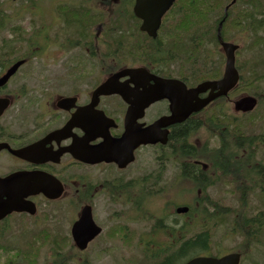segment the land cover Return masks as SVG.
<instances>
[{"label":"flooded vegetation","instance_id":"af4514ba","mask_svg":"<svg viewBox=\"0 0 264 264\" xmlns=\"http://www.w3.org/2000/svg\"><path fill=\"white\" fill-rule=\"evenodd\" d=\"M17 1L0 0V51L10 52L0 77L23 60L0 84L8 101L0 104V205L12 199L22 210L0 208V239L19 233L26 247L0 246V264L31 250L33 264L171 253L188 237L196 203L184 193L236 187L235 152L223 157L233 168L221 177L220 149L232 143L220 124L234 130L236 100L264 95V0H149L137 11L138 0H51L38 6L37 22L28 21V0L14 11ZM205 5H213L208 21L190 22ZM136 12L148 13L145 22ZM224 43L235 47L237 83L194 92L223 78ZM114 76L117 93L94 94ZM85 207L92 221L77 225ZM97 228L83 246L74 240Z\"/></svg>","mask_w":264,"mask_h":264},{"label":"trees","instance_id":"16d2710c","mask_svg":"<svg viewBox=\"0 0 264 264\" xmlns=\"http://www.w3.org/2000/svg\"><path fill=\"white\" fill-rule=\"evenodd\" d=\"M210 2L211 0L207 1ZM206 8L210 9L206 12ZM204 12L200 15L197 13L189 14L190 22L197 20L198 16L201 17V21L206 23L210 14L212 13L213 5H205ZM12 52L11 54H13ZM10 52L0 51V67L6 65L9 60ZM264 75V73L262 74ZM257 74L252 75V79L256 78ZM245 81L247 79L244 78ZM264 94V92H263ZM260 98V96H259ZM260 100V99H259ZM260 105L256 110L251 113L244 114L243 117L236 119V126L234 130L229 132L228 122L221 120L220 128L221 138L227 141H231V147L227 146L221 147V177H228L230 170L229 165L233 168V163L229 164L227 161L223 160L224 156H229V152H235L236 164L234 166L236 173V187L230 191H225L230 195H237L238 206L235 208H230L229 205L226 206L223 201L219 198L206 197L205 190L196 192L195 201L199 205L198 208L191 207L189 212V235L186 239H183V244L178 248L173 249L171 253L153 254V255H140L133 256L129 259H124L127 263L134 264H181L190 257L211 252L213 249V232L217 226L227 222L228 217H230V233L240 235L244 243L241 244V248L244 254L249 252V248L254 242H261V239L256 238L255 231L264 230V216L258 211L256 216H247L244 214V209L249 205V200L251 194L258 193V200L264 206V190L261 189L262 184H264V165L257 159L256 152L260 148V144H264V95H261ZM249 117L250 119H248ZM263 124L260 133L258 135L252 134L249 127L251 125L257 126ZM229 134H231V139H229ZM203 149V148H202ZM205 150H209L204 148ZM217 151V148L210 149ZM201 203L206 207L208 204L209 211L203 210L200 207ZM199 210V211H198ZM26 241H32L31 247L37 245V239L29 238ZM177 242H181V238L177 239ZM21 247H26L25 240L21 241ZM14 249V247H13ZM222 249H217L221 251ZM16 252V251H15ZM22 255V254H21ZM36 253L31 250L30 252H23L22 257L15 258L12 264H33L36 259ZM11 264V263H9Z\"/></svg>","mask_w":264,"mask_h":264},{"label":"rangeland","instance_id":"374dc122","mask_svg":"<svg viewBox=\"0 0 264 264\" xmlns=\"http://www.w3.org/2000/svg\"><path fill=\"white\" fill-rule=\"evenodd\" d=\"M43 1L46 0H29L28 4L30 6H39L42 4ZM23 2V0H22ZM50 15H48L49 17ZM31 17L30 14H28V18ZM50 68H53L52 66ZM39 70V68H37ZM250 119L249 117H247ZM259 125L254 126L251 125L249 127L250 132L252 134L258 135L260 133V129L263 128V124L257 123ZM258 160H261L260 162L256 163H262L264 165V144H260V148L257 149L256 155ZM192 190V191H191ZM197 190L188 189L186 191L184 198H191L193 195H196ZM226 190L222 189H217L214 191H207L205 190L206 197H211L214 198H219L221 201L224 202V204L229 205L230 208H235L238 206V200H237V195H230ZM258 193L251 194L250 200H249V205L244 209V214L247 216H254L256 212L262 214L264 216V206L259 202L258 200ZM211 199V200H212ZM215 200V199H214ZM218 228L216 232L213 234V253L217 252V249H226V251H230L235 249L236 247H239L241 245L240 237L237 234H231L230 229V217H228L227 222L222 224L220 227L217 226ZM255 236L257 235L256 238L261 239L263 243L262 244H255L251 247V250L247 253V256L243 257L242 264H264V230L263 231H255ZM261 237V238H260ZM7 240H12V243L5 244L6 240L0 239V245L1 246H15L17 245V242L21 240V234H14V236L11 239ZM261 241V242H262ZM133 257L131 254H125V255H120V254H115V255H101L99 256V259L97 262L95 261L94 264H134L133 263H127L124 259H129Z\"/></svg>","mask_w":264,"mask_h":264},{"label":"water","instance_id":"95a60500","mask_svg":"<svg viewBox=\"0 0 264 264\" xmlns=\"http://www.w3.org/2000/svg\"><path fill=\"white\" fill-rule=\"evenodd\" d=\"M149 0H138L137 4H136V11L138 10V3L140 2H148ZM137 15H139L145 22V18L148 17V13L144 14V12H136ZM150 33H154L149 31ZM225 50H226V54H227V63H226V71L224 74V78L221 81L218 82H213V83H205L202 85H199L194 92L197 91V89H205L204 87L207 85L210 86H222L224 85V91L227 90L229 88V85L232 81L233 83L236 81L237 79V72L234 68L233 65V60H234V56H233V51H234V46L232 47L229 44H223ZM21 64V61L16 62L15 64H13L8 70L7 72L0 78V84L3 83L4 81L7 80V78L17 69V67ZM115 77H112L110 79H108L106 82H104L96 91V93H110L109 87H111L112 84V80ZM201 91V90H200ZM199 92V91H198ZM225 93V92H223ZM213 96H208L207 98H205L204 100H202L201 102H199L198 106H194V104L190 105V106H185V108H187L188 113H190L191 111H197L199 108L203 107L202 105H204L209 99H211ZM150 101V100H149ZM256 101L253 97L250 96H246L243 97L241 99H239L237 101V104L235 106V108L237 110H242V111H250L251 109H253L254 105H255ZM5 193H7L8 188L5 189ZM38 191V190H36ZM9 207V206H7ZM10 208H8L9 211ZM188 208L187 207H181L178 208L177 211L178 212H185ZM3 213V212H2ZM5 213V212H4ZM87 217L89 218V220L91 221V216H90V212L88 211L87 208H83V210L81 211V217L79 219V221L77 222L78 224L81 223H85L87 221ZM80 231V228H78L76 230V232L74 233H78ZM99 229H95L93 231L92 234H90L89 236H74V240L78 243H80V246H83L84 243H86V241L90 240L96 233H98ZM239 258H240V254L239 253H228L225 254L221 257H212V256H196L193 257L187 261H185L183 264H238L239 263Z\"/></svg>","mask_w":264,"mask_h":264}]
</instances>
